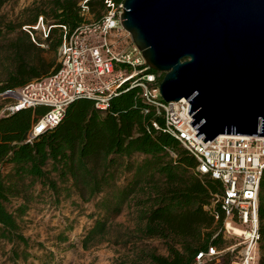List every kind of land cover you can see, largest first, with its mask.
<instances>
[{"label":"trees","instance_id":"obj_1","mask_svg":"<svg viewBox=\"0 0 264 264\" xmlns=\"http://www.w3.org/2000/svg\"><path fill=\"white\" fill-rule=\"evenodd\" d=\"M54 5L55 23H47L54 27L47 39L39 40L57 51L61 42L60 25L74 30L83 20L76 1L55 0ZM89 6L92 13L100 16L104 0H90ZM45 14L42 11L36 14L32 23ZM13 34L17 36L9 44L11 68L0 93L46 77L59 67L55 58L41 56L45 51L32 42L27 31L11 24L3 28L0 25V40ZM151 72L161 74L160 83L163 81L164 73ZM48 110L38 106L0 118V240L14 245L15 259L29 258L27 250L32 243L20 232V220L34 201L32 189L36 183L52 192L56 200L77 194L85 203L110 190L108 198L98 206L114 214H119L133 199L144 224L140 230L142 236L161 239L167 248L166 256L146 254L149 264H195L198 253L211 246L222 249L228 244L221 233L215 237L224 215L221 213V219L216 222L205 208L212 194L221 192V183L193 172L196 159L166 131L164 115L157 113L155 105L143 100L138 88L113 97L110 108L104 112L96 109L93 100L79 98L65 109L55 128L40 134L32 143L27 142L34 123ZM154 122L159 124V129L153 127ZM136 156L145 159L141 163L133 162ZM121 172L129 176L118 186ZM17 199L22 203L11 211L9 207ZM259 220V264H264V174ZM106 231L107 221L97 219L83 245L87 247ZM61 238L63 242L67 240L64 235ZM21 246L24 251L19 253L16 249ZM37 246L43 247L40 243ZM49 256L53 257V253ZM220 264H231L230 255Z\"/></svg>","mask_w":264,"mask_h":264},{"label":"built area","instance_id":"obj_2","mask_svg":"<svg viewBox=\"0 0 264 264\" xmlns=\"http://www.w3.org/2000/svg\"><path fill=\"white\" fill-rule=\"evenodd\" d=\"M90 0L79 3L82 23L71 30L60 25L56 71L34 79L22 87L0 93V118L23 109L45 106L49 110L34 123L27 142L55 128L65 109L79 98L93 100L96 109L107 111L113 97L122 91L138 88L144 101L155 105L165 118L171 133L197 161L196 175L219 181L222 190L212 194L206 210L216 222L224 215L219 229L228 243L224 248L211 246L196 255L195 264H220L230 255L231 264H259L260 260V187L264 174V137L225 136L203 142L190 124L189 100L165 103L160 94V76L151 72L142 54L132 43L121 23L124 2L104 0L100 16L92 13ZM37 27L25 29L34 44L49 45L47 39L54 26H44L43 17ZM40 27L44 36L36 38ZM34 30L36 33L31 31ZM153 127L159 129L157 122Z\"/></svg>","mask_w":264,"mask_h":264},{"label":"water","instance_id":"obj_3","mask_svg":"<svg viewBox=\"0 0 264 264\" xmlns=\"http://www.w3.org/2000/svg\"><path fill=\"white\" fill-rule=\"evenodd\" d=\"M121 23L198 139L264 137V0H125Z\"/></svg>","mask_w":264,"mask_h":264},{"label":"rangeland","instance_id":"obj_4","mask_svg":"<svg viewBox=\"0 0 264 264\" xmlns=\"http://www.w3.org/2000/svg\"><path fill=\"white\" fill-rule=\"evenodd\" d=\"M74 1L79 4L83 0ZM54 3L55 0H0V25L2 28L10 24L15 25L23 31L37 27L42 16H38L35 24L32 22L36 14L42 11L46 13L43 17L44 26L47 28L48 24L55 23ZM36 31V38L44 36L41 27ZM57 34L54 36L55 40L58 39ZM16 36L13 34L0 40V86L11 68L12 54L9 44ZM41 49L45 51L41 54L42 57L49 60L55 58L58 62V49L51 50V45ZM1 103L2 101L0 108ZM144 159V156H136L132 161L141 163ZM128 176L121 172L116 184L122 186ZM32 191L34 201L30 204L27 215L20 220V232L32 243L27 250L29 258L15 259L14 245L0 240V264H149L145 259L146 254H168L163 240L144 238L140 233L144 224L139 218L133 199L119 214H114L98 206L108 198L110 190L88 203L77 194L68 199L62 197L56 200L52 192L43 188L40 183H36ZM20 203L21 199L13 200L10 210L14 211ZM97 219L107 221V231L86 247L83 245L84 239ZM62 235L67 238L65 242L61 241ZM38 243L43 247L37 246ZM16 250L21 253L24 248L21 246ZM49 253H53V257L49 256Z\"/></svg>","mask_w":264,"mask_h":264},{"label":"bare ground","instance_id":"obj_5","mask_svg":"<svg viewBox=\"0 0 264 264\" xmlns=\"http://www.w3.org/2000/svg\"><path fill=\"white\" fill-rule=\"evenodd\" d=\"M225 136H228V135H222V136H220L219 138H223V137H225Z\"/></svg>","mask_w":264,"mask_h":264}]
</instances>
